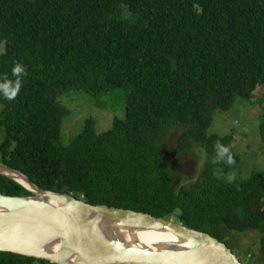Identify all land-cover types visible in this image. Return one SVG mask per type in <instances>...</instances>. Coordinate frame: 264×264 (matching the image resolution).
Instances as JSON below:
<instances>
[{
    "label": "trees",
    "instance_id": "16d2710c",
    "mask_svg": "<svg viewBox=\"0 0 264 264\" xmlns=\"http://www.w3.org/2000/svg\"><path fill=\"white\" fill-rule=\"evenodd\" d=\"M0 45V163L44 191L173 219L225 245L226 232L256 231L258 258L243 263L264 264V172L226 182L239 163L232 136L206 134L216 111L264 85V0H0ZM116 88L124 118L102 133L88 118L61 145L60 97ZM217 141L234 163L216 162ZM193 144L206 159L179 186L172 160ZM0 193L30 195L3 176ZM0 264L50 263L0 252Z\"/></svg>",
    "mask_w": 264,
    "mask_h": 264
},
{
    "label": "water",
    "instance_id": "95a60500",
    "mask_svg": "<svg viewBox=\"0 0 264 264\" xmlns=\"http://www.w3.org/2000/svg\"><path fill=\"white\" fill-rule=\"evenodd\" d=\"M30 195L0 193V252L50 264H245L224 243L173 219L44 191L0 163Z\"/></svg>",
    "mask_w": 264,
    "mask_h": 264
},
{
    "label": "rangeland",
    "instance_id": "374dc122",
    "mask_svg": "<svg viewBox=\"0 0 264 264\" xmlns=\"http://www.w3.org/2000/svg\"><path fill=\"white\" fill-rule=\"evenodd\" d=\"M3 45H0L2 47ZM1 52V48H0ZM59 103L68 110L61 127L60 143L68 145L77 136L88 118L95 120L96 133L108 130L114 118H124L125 96L122 89L116 88L96 95L70 91L64 93ZM2 105L0 103V111ZM264 121V85L258 84L249 100L236 98L233 106L225 112L216 111L206 134L231 135L233 152L239 158L238 165L225 177L226 182L244 181L254 173L264 172V141L260 136L259 125ZM4 131L0 128V142ZM177 133L169 137L167 148L175 146ZM206 156L200 145L192 147L172 160L180 175L181 185L195 180L203 168ZM224 240L228 247L234 248L242 262H252L259 255V234L256 231L243 233L226 232ZM232 245V246H230Z\"/></svg>",
    "mask_w": 264,
    "mask_h": 264
},
{
    "label": "clouds",
    "instance_id": "9594fccd",
    "mask_svg": "<svg viewBox=\"0 0 264 264\" xmlns=\"http://www.w3.org/2000/svg\"><path fill=\"white\" fill-rule=\"evenodd\" d=\"M16 71H19V69H16ZM15 95H16V92L13 91L10 94H8V98L11 99ZM214 148L217 153L216 162H219L220 160H224L226 158V163L228 164L234 163L228 147L222 145L219 141H217L216 144L214 145Z\"/></svg>",
    "mask_w": 264,
    "mask_h": 264
}]
</instances>
